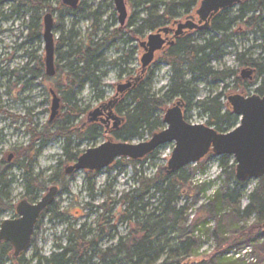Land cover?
Wrapping results in <instances>:
<instances>
[{
  "label": "rangeland",
  "instance_id": "rangeland-1",
  "mask_svg": "<svg viewBox=\"0 0 264 264\" xmlns=\"http://www.w3.org/2000/svg\"><path fill=\"white\" fill-rule=\"evenodd\" d=\"M144 1L125 0L128 19L124 30L128 28L131 20L146 18L145 14H142ZM164 1L170 2L171 0ZM178 1L182 4L186 1L195 2L191 7L195 15L203 0ZM246 5L252 6V0L247 1ZM241 6L230 7L216 16L221 15L229 20L235 19L240 16ZM51 7L54 10L53 13L48 10L41 12V42L34 44L30 39L31 16L29 7L20 6V0H0V72H2V76H0V170H8L7 174L12 176L8 179L13 181L10 186V206L13 209L3 213L0 210V224L6 220H15L16 208L25 200V187L22 182V171L18 166V154L31 146L33 131L42 133L44 128L51 124L55 125L56 128L65 127L61 116L68 112L65 107L66 102L63 101L66 94L63 91H58L56 84L60 82V79L65 80L68 73L65 69L68 62L66 55L68 52L67 40L72 38L73 43H84L92 38V41H97L120 28L114 0H80V6L74 13L66 10L67 7L63 5L62 0H55ZM163 10L164 8L159 9L160 14ZM176 12L177 14L182 13L181 9H177ZM48 13H51L54 19L53 35L55 38L57 75L55 78L47 77L33 80L30 70L37 67L39 62L43 63L44 74L46 75L43 20ZM246 16L249 18L252 14ZM255 16L262 17L261 29L264 31V10L257 11ZM245 21L238 20L233 23L225 36L213 30L199 35L194 34L193 38L199 40V45H204V40L211 38H214L216 43L221 42L219 47L221 54L209 62V67L214 72L235 71L236 77L223 82L214 81L209 76L200 77L199 74L187 75L185 81L190 82V90L194 94V96L188 97L185 102L184 117L187 123L208 126L207 116L200 109L201 104L208 99L221 95L220 102L225 106L224 111H230L231 107L228 105L230 96L243 95L249 97L253 94L257 95L255 90L261 87L264 77H261L253 87L246 88L244 83L254 82L256 74L253 75L252 80H243L241 78L243 66L240 65L239 58L243 61L255 62V65L259 64L256 61L264 60V33L256 30V28H249ZM141 24L142 22H139L138 26ZM151 33L154 32L145 31L140 38L129 45L123 44L122 41L116 42V47L121 49L119 53L116 52L117 49L115 48L105 52L106 64L100 70L102 78L98 86L94 88L91 80L85 81L83 89L76 95V106L82 115L76 123L68 125V131L72 129L73 131H66L63 136H54L52 140H45L46 146L35 160L34 166V174L44 179L45 189L40 191L35 203L44 198L51 188L57 187L58 193L54 203L59 213L63 214V219H56L50 213L42 218V222L39 223L35 233V244L27 252V259L32 258L35 248L42 257L49 258L57 246L61 244L64 246L69 223L74 225L76 229L85 226L87 232L91 230L94 237L97 233L95 229L99 226L98 218L102 213L100 208L103 205H107V209L112 214L105 216L104 224L101 227L108 232L111 231L108 228H113L112 235L125 238L129 235L131 226L123 220L127 208L121 201L123 195L125 192L138 188V177L153 178L160 171L164 172L168 166L175 148L174 143L158 149L154 153L153 159L147 157L137 161L136 169L127 164L128 159H119L111 167L97 173L81 171L75 172L71 176L65 174L66 168L74 166L85 152L107 142L104 134L105 126L100 123L88 124V115L101 105L112 101L117 93L118 85L131 83L134 87V80L138 77L141 69L142 53L138 50L139 45L141 42L147 41ZM226 36L229 38L224 41ZM130 53H133V56L128 60ZM120 57L122 59H119ZM115 61L117 63L113 65L112 63ZM254 67L258 71V68ZM151 72L153 73L151 76V94L155 95L156 99L162 100L165 98V94L168 92L167 88L170 85L172 76L170 68L163 66L160 70L153 69ZM148 75L150 73L146 75L144 80ZM238 80L243 84L239 83ZM133 87L125 91L116 107L117 116L121 119L125 118V123H122L120 130L116 131L118 134L127 125L126 112L134 108L133 100L130 98L135 90ZM52 90L62 99L59 116L54 122L50 121ZM165 101V103H160L157 106L156 116L160 118L161 123H158L155 133L166 130L167 126L163 122L164 115L175 103L173 100ZM78 124H82V127H79ZM238 125L239 122L231 125L228 132L234 130ZM92 127H97V133L94 137H91V132L87 130ZM211 128L216 130V127ZM116 133L110 134L116 142L130 145L148 142L152 138L151 134L145 133L143 137L126 139L124 135H120L121 137L118 139ZM41 141L35 143V149L40 148ZM223 164L227 166L221 165L220 157L210 154L200 162L185 168V171L191 176V183L189 187L181 190L182 198L178 207H186V216L189 220L187 224L179 225L178 228L187 237H195L199 240L198 245L200 246L199 257L191 259L190 262L206 259L216 249L217 243L212 234L217 226V221L215 218H208L203 208L208 206L216 193L222 192L226 187L233 189L236 186L235 159L225 156ZM51 178H55V183L49 182ZM259 181L250 180L246 182L241 189L244 194L242 201L232 208L227 205L222 206L223 212L218 216V219L229 220L230 217L233 218L232 211L234 209L235 211H244L249 204L248 198L258 187ZM201 185H206L207 188L200 189ZM91 186L93 191L90 192ZM151 194L153 193L151 192ZM160 202L159 196L144 200L145 205H150L149 210L159 207ZM195 221L201 225L197 227V231H193L190 227V224ZM255 221L254 216L246 224L240 223L239 228L245 225L249 228L255 224ZM116 243V240L112 241L106 237L100 242L99 248L105 251ZM259 249L261 250L260 246ZM243 250L236 251L234 249L230 254L235 260L239 255L241 256L237 264H264V257L261 255L262 250L255 251L253 248L255 251L253 256H250L249 253L246 254V248ZM249 252L251 251L249 250ZM94 262L98 263V260H94Z\"/></svg>",
  "mask_w": 264,
  "mask_h": 264
},
{
  "label": "trees",
  "instance_id": "trees-1",
  "mask_svg": "<svg viewBox=\"0 0 264 264\" xmlns=\"http://www.w3.org/2000/svg\"><path fill=\"white\" fill-rule=\"evenodd\" d=\"M54 2L55 0H20V6L29 7L30 9V39L34 44L41 42V12L48 10L53 13L54 10L51 6ZM252 2V6H247L246 3L242 4L240 16L235 19L229 20L221 15L214 17L211 30L225 36L233 23L238 20H246V26L256 28V30L264 33L261 29L262 17L255 16L257 11L264 10V0H252ZM194 3L186 1L182 4L178 0H171L170 2L145 0L142 3L144 7L142 14H145L146 18L131 20L125 33L114 30L104 38L102 37L97 41H92V38H90L84 43H73L72 38L67 40L68 52L66 55L68 62L65 69L68 73L65 80L60 79V82L56 84L57 90L66 94L63 101L66 102L65 107L68 112L61 116L65 127L56 128L55 125L51 124L44 128L42 133L33 131L31 146L18 154V166L22 171V182L25 187V200L35 203L38 200L40 191L45 189L44 179L34 174L35 160L41 155L46 146L45 140H52L54 136H63L65 135L64 132L73 131V129L68 131V125L76 123L82 115V112L76 106V95L83 89L85 81L91 80L94 82L95 79L102 78L100 66L106 63L104 59L105 52L115 48L117 49L116 52L119 53L121 49L116 47V42L122 41L123 44L129 45L140 38L145 31L154 32L159 25L164 24V21H171L177 16V9H187L190 5L192 7ZM160 8H164V14L161 17L158 15ZM66 10L70 13L76 12L70 8H66ZM248 14H252V16L247 18L246 15ZM139 22H142L140 26H138ZM227 38L229 36L224 37V41ZM220 44L221 42L216 43L214 38L204 40V45H199V40L196 38L178 41L176 47L165 56V61L172 66L173 74L168 96L160 100L151 94V76L153 73L150 72L146 80L142 81L141 85L138 84L132 92L130 98L133 100L134 108L126 112L127 125L120 134H116V137L120 139V135H124L128 139L143 137L145 133L152 136L156 134L158 123H161L160 118L156 116L157 106L160 103H165V100L171 101V99L179 96L184 98L194 96L190 90V82L185 81L187 75L199 74L200 77L209 76L214 81L223 82L232 79L234 76L236 77L235 71L214 72L209 67V62L214 57L217 58L218 54H221ZM132 56L133 53H130L127 59L130 60ZM119 59H122V57ZM116 63L115 61L112 64L116 65ZM239 63L241 66H256L258 68L254 82L244 83L246 88L253 87L261 77H264V60L256 61L259 64L255 65V62L243 61L239 58ZM30 72L33 80L47 78L44 74L42 62H39L38 66ZM239 83L243 84L241 81ZM255 92L261 97L264 96V80L261 87L256 89ZM220 97L221 95L208 99L201 104L200 108L207 116L208 126L216 127V131L219 133L228 132L231 125L239 122L232 109L224 111L225 106L220 102ZM78 126L82 127V124H78ZM96 129L97 127L87 129L91 132V137L96 135ZM37 141H41L40 148L35 149L34 146ZM154 157V153L149 156L152 159ZM224 158H220V163L223 167H226L227 165L223 164ZM127 164L135 169L138 165L132 161L127 162ZM7 171L0 170L1 213L13 209L10 206V186L13 181L8 179L12 176L8 175ZM54 179L51 178L49 182L55 183ZM137 183L138 188L125 192L121 200L127 207L123 220L131 226L130 233L125 238L115 234L112 235L113 228H108L109 231L111 230L108 232L101 227L104 224L105 216L112 214L107 209V205H103L100 208L102 213L99 215V226L95 229L97 233L94 237L91 230L87 232L85 226L76 229L74 225L69 223L64 246L62 244L57 246L49 258L42 257L35 248L30 260L27 259V253L15 257L12 246L9 243L0 241V264H237L241 256L238 254L239 257L235 260L230 254L234 249L244 251V248H246V254L249 253L250 256H253V252L262 250L261 255L264 257V177L260 179L258 187L249 196V204L244 211L240 212L234 209L232 211L234 217H230L229 220L218 219V216L223 212L221 208L224 205L232 208L242 201L244 194L241 189L246 182H239L236 179L235 188L226 187L225 190L213 196L208 206L204 207L203 210L208 218H215L217 221V226L212 234L217 246L212 255L206 259L192 262H190L191 259L199 257V240L195 237H187L178 228L179 225L187 224L189 220L186 216V207H178V204L182 198L181 190L189 187L191 176L185 171V168L171 174L160 171L153 178L138 177ZM203 188H207L206 185L200 186V189ZM91 191H93L92 186L90 187ZM156 196H159L161 200L159 207L149 210L150 205H145L144 200ZM47 213L52 214L56 219H63V214L59 213L54 203L45 210L36 230ZM254 216L256 221L253 226L247 228L245 225L239 228L240 223L246 224ZM199 226L201 225L198 221L190 224L193 231H197L196 229ZM106 237L112 241L116 240L117 243L105 251L100 250V242ZM259 246L261 250H258ZM253 248H255V251H253ZM94 260H98V263H95Z\"/></svg>",
  "mask_w": 264,
  "mask_h": 264
},
{
  "label": "water",
  "instance_id": "water-1",
  "mask_svg": "<svg viewBox=\"0 0 264 264\" xmlns=\"http://www.w3.org/2000/svg\"><path fill=\"white\" fill-rule=\"evenodd\" d=\"M247 0H203L197 10L199 16V27L189 23L182 28L210 29L209 20L220 10L240 5ZM80 0H62L64 6L76 10ZM118 21L124 27L128 19V12L125 0H114ZM45 44V71L48 78L56 76L55 68V38L53 35L54 19L48 13L44 17ZM167 30H165L166 32ZM165 41L159 34H150L147 42L142 44L146 47V53L141 59L143 70H146L154 61L155 53L162 49ZM254 72L245 69L241 72L243 80H252ZM132 84L118 87L122 93L131 89ZM52 107L50 121L54 122L59 116L61 100L52 90ZM228 105L233 114L239 119V125L228 133H219L215 129L205 125H191L184 119L182 104L178 102L165 112L163 122L166 130L156 133L148 142L138 145L116 142L108 139L106 143L85 152L74 166L67 167L65 174L71 176L75 172L87 171L97 173L103 171L119 159H128L137 162L155 153L161 147L168 144H175L172 157L168 166L164 169L166 174L175 173L187 166L198 163L206 156L213 154L216 157H233L236 161V179L239 182L260 180L264 177V96L234 95L228 98ZM101 109L89 114L88 123L98 121ZM117 120V119H115ZM119 122L115 124L118 129ZM11 160V157L9 158ZM58 188L53 187L48 194L37 203H30L23 200L16 208L17 218L6 220L0 226V241L9 243L14 256L27 253L32 247L33 236L36 226L45 212L55 202Z\"/></svg>",
  "mask_w": 264,
  "mask_h": 264
},
{
  "label": "flooded vegetation",
  "instance_id": "flooded-vegetation-1",
  "mask_svg": "<svg viewBox=\"0 0 264 264\" xmlns=\"http://www.w3.org/2000/svg\"><path fill=\"white\" fill-rule=\"evenodd\" d=\"M247 1H249V0H247ZM246 2H244V3H246ZM244 3H242V4H244ZM242 4H240V5H242ZM79 6H80V2H79ZM79 6H78V8H79ZM225 10H227V9H225ZM225 10H220L217 14H215L209 20V26H210L209 30H207L205 28H197V29L182 28L183 26H185V25H187L189 23L196 24L199 27H203L204 26V24H202V25L199 24L200 19H199V16L197 15V11L195 12V15H194L193 14V10H192V8L190 6H188L187 9H181L182 13L177 14V16L174 17L173 19H171V21H164V24L159 25L158 29L155 30L154 33H151V34H159L161 36V39H163L165 41V45L162 47L161 50H159V51H157L155 53V57H154L153 63L146 70H143V67H142V64H141L140 73H139L138 77L134 80V82H135L134 83V87H136L138 84H140L145 79L146 75L149 74L153 69L160 70L161 67H163V66H168L170 68L171 75H172L171 79H172V77H173L172 66L168 62L165 61V56L167 55V53H169L170 50H172L174 47H176L178 41H181V40H184V39L193 38L194 34L199 35V34H203L205 32L211 31L212 21H213L214 17L216 15H218L219 13L225 11ZM163 11H162L161 14L158 11L159 12L158 15L160 17L164 14ZM124 29H125V26L124 27L120 26L118 31L122 32V33H125ZM165 30H167V31L165 32ZM147 40H148V38H147ZM145 42H147V41L141 42L140 45H139V49H138V50L141 51L142 57L146 53V50H147L146 47H142V44L145 43ZM55 55H56V52H55ZM142 57H141V59H142ZM55 64H56V58H55ZM105 64L100 66V70ZM245 69L252 70L254 72V74H256V72H257L255 67L243 66L242 71L245 70ZM59 70H60V68H59ZM122 73H124V71H122ZM12 75H13V73H12ZM56 75H57V68H56ZM0 76H2V72H0ZM100 80L101 79L98 78V79H95L94 82H92V85L94 86V88H96L98 86ZM170 84H171V81H170ZM120 86H124V84L118 85V87H120ZM118 87H117V93H116L114 99L112 101H110L108 104L101 105L98 108V109H101V115H100L98 121L93 123V124L100 123V124L104 125L105 126V132H104L105 138L107 140L108 139H113L114 141H115V138L110 136V134L112 132L116 133V131L120 130L121 124L125 123V118L121 119L115 113L116 107L118 106L121 98L125 94V92L119 93L118 92ZM169 87H170V85H169ZM169 87L167 88L168 92H169ZM8 92L10 93L9 90H8ZM168 92L165 94V98L168 96ZM60 100L62 101V99H60ZM171 100H173V102H175L173 104V106L175 104H177L178 102H180L182 104V111H183V115H184V112H185L184 109L186 107V103L185 102L187 101V98L179 96V97L173 98ZM88 119H89V115H88ZM115 119H117V120H115ZM184 119H185V117H184ZM117 121L119 122V127H118V129H115V124H116ZM116 134H118V133H116ZM16 218H17V213H16ZM35 233H36V230H35ZM33 240H34V236H33ZM32 246H33V241H32Z\"/></svg>",
  "mask_w": 264,
  "mask_h": 264
}]
</instances>
